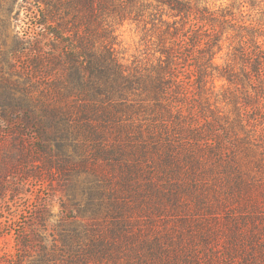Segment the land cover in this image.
I'll return each mask as SVG.
<instances>
[{
    "label": "trees",
    "instance_id": "16d2710c",
    "mask_svg": "<svg viewBox=\"0 0 264 264\" xmlns=\"http://www.w3.org/2000/svg\"><path fill=\"white\" fill-rule=\"evenodd\" d=\"M239 1L255 15L30 0L22 73L0 77V138L21 152L0 198L41 171L62 196L56 224L48 198L0 264H264V9ZM124 22L149 66L118 56Z\"/></svg>",
    "mask_w": 264,
    "mask_h": 264
},
{
    "label": "rangeland",
    "instance_id": "374dc122",
    "mask_svg": "<svg viewBox=\"0 0 264 264\" xmlns=\"http://www.w3.org/2000/svg\"><path fill=\"white\" fill-rule=\"evenodd\" d=\"M196 3L199 6L208 7L216 13L223 9L233 12L237 20L239 13L248 19L249 14H254L257 10H251L248 5L239 8V0H185ZM259 1V0H256ZM30 0H0V77L17 78L15 72L22 73L23 67V48L25 39L30 31L31 18L29 10L31 9ZM257 8V7H256ZM260 8L264 9V0ZM259 18V15H256ZM115 50L124 62L131 63L133 60L140 62L142 66L150 65V49L146 46L145 40H141V34L134 24L124 22L114 24ZM236 41L231 44L234 45ZM229 42H224L222 51L215 58L219 64L229 58ZM17 50V51H15ZM152 58V57H151ZM16 70V71H15ZM22 79V78H21ZM20 79V80H21ZM223 84L216 81V89H220ZM1 91V89H0ZM21 152L15 137L3 136L0 138V180L6 178L15 182L17 178L12 169L17 165V160ZM43 173V174H42ZM40 179L29 178L19 193L12 197L11 194H5L0 198V249L4 252L15 253L16 233L25 229L28 230V224L34 221V215L42 201L50 198L49 211L51 213L50 222L55 223L58 220V197L62 196L58 185L55 181L48 180L44 171H41ZM14 176V179L11 177ZM14 180V181H13ZM17 180V179H16ZM51 229L46 231L50 239ZM30 257L24 260H31L34 252Z\"/></svg>",
    "mask_w": 264,
    "mask_h": 264
}]
</instances>
